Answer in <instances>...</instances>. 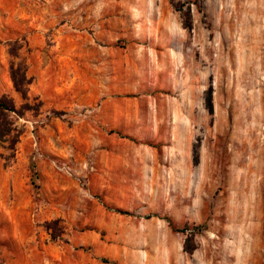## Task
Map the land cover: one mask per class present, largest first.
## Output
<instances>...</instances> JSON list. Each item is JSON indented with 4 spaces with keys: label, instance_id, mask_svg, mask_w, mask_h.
<instances>
[{
    "label": "rangeland",
    "instance_id": "1",
    "mask_svg": "<svg viewBox=\"0 0 264 264\" xmlns=\"http://www.w3.org/2000/svg\"><path fill=\"white\" fill-rule=\"evenodd\" d=\"M0 100V264H264V0H0Z\"/></svg>",
    "mask_w": 264,
    "mask_h": 264
},
{
    "label": "crops",
    "instance_id": "2",
    "mask_svg": "<svg viewBox=\"0 0 264 264\" xmlns=\"http://www.w3.org/2000/svg\"><path fill=\"white\" fill-rule=\"evenodd\" d=\"M145 64V71H135L134 66V76L138 72H143L145 75L155 74V72H163L160 71L161 69L157 68L154 71V68L159 65L158 60L155 61L154 59L149 58L148 60L146 59ZM175 65L177 67V61L170 60V69L168 71L170 76H175L179 72L175 71ZM148 67H151L153 71H148ZM147 84V81H143L144 88L138 89L134 82V91L129 93L131 97L125 98L121 101L105 97L95 109L97 111L98 119L101 120L104 125L116 126L118 128L122 127L124 134H131V126H134V133L137 134L139 131V128H137L138 126L158 124L159 122L157 120H161V115L168 119V123L166 122V124H178V119L182 116L179 106L172 102L160 106L159 104H156V102L151 101V98L144 95L147 94L149 89ZM99 94H102V91L101 93H96V97H98ZM160 111H165V115ZM181 118L184 119L183 116ZM122 125H129V128H123ZM131 139L133 140L132 137Z\"/></svg>",
    "mask_w": 264,
    "mask_h": 264
},
{
    "label": "trees",
    "instance_id": "3",
    "mask_svg": "<svg viewBox=\"0 0 264 264\" xmlns=\"http://www.w3.org/2000/svg\"><path fill=\"white\" fill-rule=\"evenodd\" d=\"M10 72H11V79H12L14 88L16 90H19L21 94L23 95L25 91L22 88V83H28V78L25 77L24 71L21 72V75L19 78L15 77V74L13 71H10ZM206 104H207L208 109H210L209 98L206 99ZM6 111H15V110L11 103H5L4 101L0 100V115H2L3 117H6L7 115ZM4 124H5L4 121H0V135L2 134L1 132L3 131V128L5 127ZM12 141H14V137H12Z\"/></svg>",
    "mask_w": 264,
    "mask_h": 264
},
{
    "label": "bare ground",
    "instance_id": "4",
    "mask_svg": "<svg viewBox=\"0 0 264 264\" xmlns=\"http://www.w3.org/2000/svg\"><path fill=\"white\" fill-rule=\"evenodd\" d=\"M256 124V123H255ZM258 133V132H257ZM262 157L264 158V149L261 152ZM264 161V160H263Z\"/></svg>",
    "mask_w": 264,
    "mask_h": 264
}]
</instances>
